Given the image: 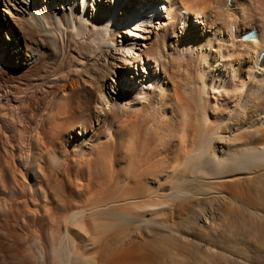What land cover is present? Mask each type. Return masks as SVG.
<instances>
[{
  "label": "bare ground",
  "instance_id": "6f19581e",
  "mask_svg": "<svg viewBox=\"0 0 264 264\" xmlns=\"http://www.w3.org/2000/svg\"><path fill=\"white\" fill-rule=\"evenodd\" d=\"M12 1L11 3L9 0H0V5L9 11L11 8L17 10L22 20L36 31L44 32L52 45L57 44L55 30L47 31L49 22L43 21L44 16L42 17L39 8L32 7L33 0ZM143 1L144 6L137 7L138 5L134 6L135 3H132L127 10L123 7L117 11L113 6L110 18L95 17L90 21L92 28L87 23L89 19L83 9L81 13L78 11L77 18L74 17L72 5L69 15L66 14L64 18L58 15L56 20L53 19L57 25L70 28L73 35H86L87 41L91 38L93 45H96L95 49L106 53V56L111 58V64L121 70V82L125 81V75L127 78L131 75V79L126 78L128 81L124 82V87L127 85L129 90L128 94L126 91L122 92L124 87L122 91L116 90L115 102L109 104L107 118L96 117V121L106 124V134L97 142L88 147L82 145V141L89 140L88 132L95 134L100 130L91 125L94 120L90 110L93 90L89 89L82 95L79 90L71 87L68 92L60 93L59 97L52 94V99L47 105L45 103L48 100L42 103L45 104L43 106L38 95L46 96L49 88L41 91L32 85L29 86L30 83H25L23 88L12 91L19 96L15 107L6 103L12 100L7 99L12 95L11 92L6 91L0 98L5 100L3 103L0 101V130L4 129L3 131L8 133L6 139L9 142L18 139L21 143L27 130L30 135L26 155H21L24 158V175H18L11 168L15 152L7 149H3L5 152L0 151V161L3 159L6 162L8 171L0 166V193L4 196L0 202V222L6 223V228L1 224L4 226L3 233L0 229V264H162L165 256L172 257L171 260L176 261L175 264H183L184 261L177 262L179 258H193L206 264H264V126L257 129L255 135L248 134L247 137V134L242 132L230 138L226 141L228 154L212 159V138L223 131L221 119L239 100L242 85L238 88L240 84L234 80L231 90L219 107L216 102L210 107L203 81L196 86V81L194 84L192 79L188 78L189 71L187 73L183 70L176 79L175 76L180 72L177 73L178 70L170 67L176 65L175 61L169 66L164 65L161 61L163 49L157 43H154L153 47L146 44V40L151 37L150 33L156 28L154 23L159 24L157 28L160 32L157 37L161 38L168 35L175 17L184 19L182 22L186 25L185 30L188 26L193 29L197 24L206 25L209 20L210 28H215L211 35L223 32V26L228 35L236 38L232 39L233 47L225 48L226 51H231L229 54L232 55L236 51L238 40L239 45L245 44L252 49H244L241 54H244L246 59H251L253 65L260 62L259 66L264 68V34L261 32L264 28L261 31L258 28L260 25L264 26V4L261 7L257 2L258 9L252 3L251 6L244 7L242 13L245 16L253 15L255 21L243 31H237L236 26L243 18L235 11V2L238 0H233L234 3L229 0L230 4L228 0H223L226 9H231L236 14L229 12L233 17L225 16L224 20V13L221 12L220 16L216 9L219 6L218 0L212 1L213 3L210 0H177V4H174L173 0L171 4H166L168 0ZM124 2L129 1L123 0L122 4ZM207 6L211 9L208 16L205 15ZM259 9L261 11H258ZM220 19L223 20L221 27H217ZM3 20L0 19V28L7 25L9 29L12 21L5 15ZM58 30L61 31L59 27ZM125 31L126 35L128 34L127 39L122 35ZM251 31L255 32V36L245 38V34ZM235 32L238 33L234 34ZM115 36L120 37L116 39L118 43L114 42ZM211 38L212 36L208 35L207 40L210 41ZM139 39L143 41L139 43ZM90 44L92 43L87 44L88 47ZM3 48L0 54V69L2 56L16 58L19 60V67L26 66L31 61L35 62L40 57L35 50H28V56L27 53L23 54L18 43L14 46L5 45ZM80 50L79 53L83 51ZM236 56L240 59L239 55ZM216 59L213 61L216 62ZM44 62L45 60L42 63ZM140 64L142 70L138 68ZM96 69L95 80H99L102 69ZM215 71L218 77L221 71ZM40 72L38 67L27 69L28 75H41L38 78L40 88L50 82V89H54L51 93L62 90L64 85L60 83L70 78L66 70H59L53 80V75L46 79L50 77L47 76V70L44 75ZM141 72L142 75L138 76ZM133 77L136 78V84L138 82L134 89L132 85L136 84L133 83ZM224 81L225 79H219L220 83ZM211 82H214L213 78ZM192 84L196 90L190 87ZM210 86L214 90L221 85L212 83ZM109 87L113 86L110 84ZM124 95L127 96L126 99ZM248 99L250 104L241 106L243 111L240 110L237 114L243 116L250 107L256 111L264 105L263 85L257 87L252 99L248 97L244 101ZM40 104L43 107L38 111ZM4 108L5 111L1 112ZM16 125H19V128ZM77 129L82 137L78 141L79 145L74 134ZM2 142L4 141H1L0 149ZM41 163L45 165L44 170L47 168L49 172H43ZM33 168V184L29 187L25 184L28 177L25 172L28 169L32 171ZM38 172L40 175L42 173L43 179L50 174L57 178L54 180L55 186L51 184L53 186L50 193L53 198H49L50 190L45 187V180L42 183H39L42 179L37 180ZM207 179L214 181L207 183ZM66 181L69 189L63 185ZM162 190L168 192L162 193ZM210 192L225 194L215 198L214 195L207 196ZM71 195L75 198H71ZM76 198L82 200L79 205L75 202ZM199 201H203L205 205L202 206ZM205 206L209 207L213 217L216 211L223 214L221 222L225 228L220 231L214 227L212 230L218 231L220 237L234 241L233 244L227 245L220 239L221 242L217 243L222 248L216 252L210 249L202 250V246L198 244L187 247L184 238L181 240V237L175 234L182 229L190 230L193 235L199 234L197 227L201 226L200 213L205 212ZM186 212L187 216L183 217ZM173 214H177L178 218L183 217L182 223L171 222ZM147 215L150 217L146 218ZM130 224H133V228ZM140 228L155 236L151 244L146 245L145 240H141V233L137 232ZM166 230H169L168 234L164 233ZM8 238L9 243L5 245L4 240ZM81 238H88L90 247L81 246L78 242ZM239 239L244 240V246L235 241ZM94 240L104 244L98 256H94L95 244L91 243ZM19 243L24 246L19 250L23 254L22 258L16 261L14 257ZM83 248L85 254L80 253ZM174 249H178L179 253L174 252ZM158 255L163 256L161 261ZM233 255H238L236 257L240 262L232 259Z\"/></svg>",
  "mask_w": 264,
  "mask_h": 264
},
{
  "label": "rangeland",
  "instance_id": "374dc122",
  "mask_svg": "<svg viewBox=\"0 0 264 264\" xmlns=\"http://www.w3.org/2000/svg\"><path fill=\"white\" fill-rule=\"evenodd\" d=\"M128 1H129L128 3L124 2V4H122L123 0H115V2H112V0H33L31 2L32 7L37 8V9L39 8L40 12L42 13V17L44 16L43 21L45 23L49 22V26H47L49 29H47V31L48 30H50V31L55 30L54 35L56 36V40H57L58 45L57 44L52 45L48 36H46L44 32L36 31L31 25H28L24 20H22V17L18 16L17 10H14V8H11V10L9 11L5 8V6L0 5V19L2 21H4L3 15H5L6 17H9V20L12 21V23L8 26L9 29H7V25H5V27H3V28H0V33H1L0 34V54L2 53L1 51H2V49H4L3 47H5V45L6 46H14L18 43L21 46V49H22L21 51L23 52V54L27 53L26 55L28 56V54H29L28 50H31V51L35 50L34 52L37 53V56L38 57L40 56L39 57L40 59L38 58L35 62L31 61L26 66L23 65L21 67H19L20 63H19V60H17L16 58H13L12 56L11 57L2 56V67L0 69V94H1L0 98L6 94V91H9V93L11 92L12 95L11 96L9 95L7 97V99L12 98V100L7 101L6 103H10L9 105L11 107H15V105L18 102L17 100L19 99V96H17V94H14L15 92H12V91H15V89H17L19 87L23 88L25 83H30L29 86L32 85L35 87V89L39 88L41 91L49 88L48 89L49 93L47 92L48 94L46 93V96L45 95L42 96L41 94L38 95L39 97H41L40 98L41 104L45 103L48 100L45 103L46 105L49 102V100L52 99L51 97H53L55 94H56L55 95L56 97H59L63 93V91L68 92L69 89H71V87H74V89H76V91L79 90V92L82 93V95L86 94V92L89 89H90L89 91L93 90L94 92L92 91V93H94V94H91V96L93 98L91 97L92 102H91V109L90 110H92V116L94 117V120L92 121L91 125L94 128H97L98 130L99 129L100 130L97 131L95 134L92 131L88 132L87 135L89 136V138H88L89 140L88 141L87 140L82 141V145H84V147H88V146H90V144L95 143L99 139H101L106 134L105 133L106 132V128H105L106 124H103L102 122H99L98 120L96 121V117L99 119H102L104 117L107 118L108 107L110 106L109 104H114L116 90L118 92L122 91L121 89L124 87V82L128 81V80H126L127 77L125 75V77H124L125 81L121 82V79L123 78L121 70L119 68L114 67V65L111 64V62H110L111 58L109 56H106V53H103V51H100V49H95L94 46H96V45H93L92 40H90L91 38H88V41H87L86 35H82L81 37H77V36L73 35L70 28H66L64 25H57V23L54 20H56L58 15L62 18H64L66 16V14L69 15L70 6L72 5V13L75 14L74 17L77 18L76 15H78L79 12L81 13V11L83 9L87 15V19H89L87 21V23H88L89 27L92 28L93 24H91L90 21H92L95 17L110 18L109 16L112 15L113 6H115V8H117V11H118L120 8H123V7H124L123 9H125V10L129 9L132 6V3H135L134 6L138 5L137 7L145 5V2L143 0H128ZM168 1L169 2H167L166 4H171L172 0H168ZM173 1H174L173 2L174 4L178 3L177 0H173ZM212 1H215V0H210L211 3H213ZM234 1H236V0H234ZM234 1L232 0L231 2L234 3ZM238 1H240V2H238ZM238 1L235 2L236 6H237V8H236L237 10H235V11H237L238 14L241 16L240 18L243 17L242 19H244V21L242 19H240L241 21H239L240 23L236 27H237V31H241V30L243 31L245 28H247L249 26V24H251L253 22V20L255 18L253 15L247 14L245 16V14L242 13V10L245 9L244 7H246L247 5H248V7L251 6L250 3H252L255 7L259 3V5L261 4V7H263L264 1L263 0H260V1H258V0H254V1L253 0H238ZM244 1H245V3H243ZM9 2L12 3L13 1L9 0ZM227 2H228V4H230L229 0ZM218 3H219L218 4L219 6L216 9H218V12H220L219 13L220 16H222V13H224L222 16L223 20H224L225 16H226V18H228V17L230 18L232 16L231 13H234L233 10L226 9V6L223 3V0H218ZM222 3H223V5H222ZM121 5H123V6H121ZM259 5H257L258 8H259ZM223 6H224V8H223ZM240 6H242V7H240ZM229 7L230 6H228V8ZM203 8L205 9L206 7H203ZM216 9H215V11H217ZM219 9H222V10H219ZM210 10H211L210 7H208V9L206 8V11H205L206 14L205 15L208 16L209 13L211 12ZM258 11H261V10L259 9ZM225 12L226 13L228 12V14H226ZM229 12H231V13H229ZM241 13L243 15H241ZM119 15H121V14L119 13ZM249 16H250V18H247ZM174 19H175L174 25H173V27H171L168 35L162 36L161 38L157 37V34H159V32H160V30L157 28V25H159V24L154 23L156 28L153 29V33H150L151 37L146 40V44L148 45V47H150V46L153 47V44L157 43L159 45V47H161L163 49V52H162L163 55H162L161 61H163L164 65L169 66V64H171V63L173 64V62L175 61L176 65H171L170 67H173V69H176V71L178 70L177 73L180 72V73H178L179 76L178 75L175 76L176 79H177V77L178 78L180 77V74L183 73L181 71L183 70L184 72H187V73L189 71L190 77L188 74V78L192 79L194 84L196 81V84H195L196 86H199V84H201L203 81V83L205 85L206 94H208L207 96L210 100L209 101L210 107L212 106V104L214 102H216V105L219 107V104L222 103L226 99L225 95L228 94V91L231 90L232 83L234 84V80L236 83L240 84L238 86V88L242 85L241 86V96L238 98L239 100L236 102L233 109L229 110V112L226 113L225 117L221 119L220 125L224 127L223 131H221V133H219V134L214 135V137L212 138L213 149H212L211 157H212V159H213V157L215 159L218 156L221 157L223 155L228 154V150H227L228 142L226 144V141H229L230 138H233L236 135L242 134V132L245 133V135L247 134V137H248V134L249 135L250 134L255 135L257 133L256 132L257 129L263 128V126H264V105H261L256 111L252 107H250L248 109V111L245 112L246 114H243V116L240 115L239 113L237 114V112L240 110H241L240 112L243 111V108H241V106H243V105L246 106V104H250V103H248L249 99L244 101L245 98L249 97L252 99L253 96H255L257 87H259L261 85H263V87H264V68H261L259 66L260 62L256 63V65H253V62L251 59H249L250 60L249 61L248 59L245 58L244 54H241L242 53L241 51L244 49H248V50H252V49L250 46H247L245 44L239 45L238 40H236L238 47L234 53L235 54L238 53L236 55H239L240 59L237 58V56L234 53L232 55L229 54L231 51L230 52L226 51L225 48L227 46L233 47L232 46L233 40H235L236 38L234 39L233 36L231 37L230 35H228L225 28H223V26L221 27L220 23H222V21H223L222 19H220L219 24H216V25H218L217 27H221V30L223 29V32H221L219 34H216L217 32H215L214 35H211V31L213 33L215 28H213V29L210 28V26H209L210 21L209 20H207L206 25L197 24L196 26L193 27V29H192V26L191 27L188 26L185 30L184 27L186 25H185V23H183L184 19L180 16H178L177 18L175 17ZM159 20H162V19H159ZM210 20L214 21L213 18H210ZM63 21H64V19H63ZM58 27L61 29V31L58 30ZM258 28L261 31L264 28V26L260 25ZM216 30H218V28H216ZM261 32H262V34H264L263 33L264 29ZM122 33L121 34L123 35V38L127 39L128 34L126 35V31H125V34H124V32H122ZM237 33L238 32H235L234 34H237ZM208 35L212 36L210 41L207 40ZM119 38L120 37L115 36L114 42L118 43V41H116V39L118 40ZM204 39H206L205 42H204ZM142 41L143 40L139 39L138 42L141 43ZM88 43H92V44H90L88 47V45H87ZM141 48H143V46H141ZM238 48H239V50H238ZM58 49H59V51H58ZM79 50L80 51L83 50V51H85V53L83 51L79 53L78 52ZM55 52H57V53H55ZM82 54H84V55H82ZM251 54H252V52H251ZM215 58H217L216 62L213 61ZM44 60H45V62L42 63ZM45 63L48 66L45 65ZM39 64H41V65H39ZM217 65H218V67H217ZM45 66H46V68H45ZM34 67L35 68L38 67V69L40 68V71H41L40 73L43 75L48 72L47 73L48 75L47 74L46 75L50 76V77L45 76L46 79L51 78V76L53 75L51 78L53 80L54 77H56L58 75L59 70L68 71L66 73L68 75H70L69 76L70 78H68L66 81L60 83V85H64V87H62V90H59V91L57 90L54 93L53 92L51 93V91H53L54 89H50V87H49V85H51L50 82H48L47 84L45 83V85L43 84L42 87L40 88V84H39V80H38V78L41 77L40 74L34 76L30 73L28 75L27 69H29V68L34 69ZM70 67H72L73 69ZM43 68L46 69L47 72ZM99 68L102 69V72L99 75L101 77V79L95 80L96 74L94 72V69H96L98 71ZM138 68H139V70H142L141 64L139 65ZM180 68H181V70H180ZM219 68H221V69H219ZM184 69L187 71H185ZM215 69L221 71L219 73L218 77L215 75V73H217V71H215ZM73 70H75V71H73ZM69 71L72 73H70ZM77 71H79V72H77ZM137 71H138V69H137ZM87 72L88 73L90 72V73L88 74ZM75 73H77V74L75 75ZM103 73H105L104 76L102 75ZM140 75H142V72L138 76H140ZM130 76L131 75H129L127 79H131ZM212 78L214 79V82H211ZM220 78L225 79L224 83L219 82ZM132 80L134 81L133 83L136 84V82H135L136 78L134 79V77H133ZM177 81H179V80H177ZM120 82H121V84H120ZM145 82H146V77H144V80H143V83H145ZM212 83H215L216 85L218 84L221 86H218V88L213 90L212 87L210 86ZM110 84L113 86L112 88H110V87L108 88V86ZM118 84H120V85L118 86ZM137 85H138V82H137L136 86L132 85L133 89L136 88ZM126 86L124 87V90L122 92L124 93L126 91L128 94L129 90H127ZM190 87L195 88L193 84ZM254 88H256V89L254 90ZM195 90H196V88H195ZM52 94H54V95H52ZM48 95H49L50 99H49ZM104 95H107V97H104ZM168 96H169V94H168ZM250 96H252V97H250ZM123 97H125V99H126L127 96L124 95ZM129 97H130V95H129ZM0 101L3 103L5 100L0 99ZM41 104H40V107L38 106V109L37 108H35V109H37L39 111L40 108L45 105V104H42L43 105L42 106ZM4 111H5V108L1 112H4ZM238 126H239V128H238ZM16 127L19 128V125H16ZM16 127H15V129L17 132ZM111 128H112V130L114 129L113 126ZM3 130L4 129L0 130L1 131L0 132L1 133V139H2V140L1 139L0 140L4 141V142H2L3 143L2 145L6 148H3V146H1L0 151L5 152L4 150L7 149L8 151L13 150L15 152L14 161L12 164L13 166H11V164H10V166H11L12 170H14L18 175L21 174L20 176H22V174L24 172L23 168H22L23 167L22 163H23V159H24L23 157H24V155H26L25 154L27 151L26 147L28 145L27 141H30V137H29L30 135L28 133V130L24 133L25 135H23V138L21 139V143H20V140L18 141V139H15V142L13 141L15 144L13 142H9L6 139L8 136V133L6 134V132ZM74 134L76 136L75 141L78 142L79 140H81L82 137L78 134V129H77V131H75ZM26 135H27V137H26ZM1 141H0V144H1ZM5 141H8V142H5ZM17 142H18V144H17ZM7 143H9L10 145ZM11 143H13V145ZM77 144L79 145V142ZM11 145H12V147H11ZM24 145H26V146H24ZM21 155L23 157H21ZM2 161H3V163L5 162L3 159H1L0 166L3 167V170L7 171L6 162H5V164H3V163H1ZM39 165H40V163H39ZM41 167L43 168L42 170L44 173L49 172L47 168L44 170L45 165L43 163H41ZM34 171H35V168H33L32 171L28 169V171L25 172L28 174V175L26 174V177L27 176L28 177H27V179H25V181L27 180L25 182V184L28 185L29 187L31 186V184H33ZM40 172H41V170H40ZM50 175L47 177L48 179L45 177L43 179V177H41V176H43L42 173H41V175L39 173V175H37V180L39 178L42 179L41 182H39V183H42V181L45 180V181H43V183L46 182L45 187L47 188L48 191L50 190L49 191V198L50 197L53 198V196H52L53 194H51L52 193L51 192V186H53V185L55 186L54 180L57 178L54 176H50ZM224 179H228V178H224ZM211 180L212 179H207L205 182L212 183V181H214V180H212V181ZM67 182L68 181L63 183V185H65L64 186L65 188L69 189V187H68L69 184ZM163 182H165V181H163ZM51 184H53V185H51ZM163 184L164 183H162V185ZM164 187H166V186H164ZM164 191L166 193L168 192V190H162V193H165ZM212 193L210 192L209 194H207V196L210 195L209 197H213L212 195H214L216 198V197H219L220 195L223 196L225 194V193H218V194L217 193L212 194ZM207 196L205 195V197H207ZM3 197H2V193H0V198H2V199H0V202H2ZM71 198H75V196L71 195ZM76 199H75V202L77 201L76 204L79 205L80 202H82V200L78 199V198H76ZM199 203H202V206L205 205V204H203V201H199ZM205 208H206L205 212L200 213L201 214V221H200L201 226L197 227V231L200 232L197 235L195 234L197 237H195V235H193L190 232V230H187V229H184V230L182 229L183 231L180 230L181 232L179 231V232L175 233L176 236L179 238L181 237L180 238L181 240H183L182 238H184V242L186 243L185 246L188 245L190 247L191 244H194V245L198 244V245L202 246V250H204V249L209 250L210 249V251H214V252L219 251L222 248V247H220L221 245L219 243H217V241L221 242L220 239H222L224 241V243H227V245L233 244L234 241L232 239H228L227 237H220L218 231L215 230L216 232H214L212 230V228H214V227H216L220 231H222V229L225 228V226L223 225V222H221V220H222L221 218H223V214L221 215V212L219 213L216 211V214H215L216 218H215L210 213L209 207L205 206ZM187 213L188 212H186L183 215V217H185V215L187 216ZM145 217L147 218L150 216L147 215ZM183 217L178 218L177 214H175V215L173 214V216L171 218V222L182 223ZM212 217H213V220H212ZM0 220H2L1 214H0ZM1 224L5 225V228H6L5 222L4 223L0 222V226H1ZM3 225L0 227L1 233H3L2 232V229L4 228ZM130 227L133 228V224H130ZM140 229L137 232H138V234L141 233V235H142V236L140 235L141 240L144 239L146 245L151 244L154 241L153 238L155 236L153 235L154 236L153 237L151 234L149 235L147 232H145L144 228L143 229L140 228ZM209 230H211V231H209ZM228 231H229V229H228ZM164 233L168 234L169 230H166ZM207 234H209L212 237H209ZM207 237H208V239H207ZM87 239L88 238H84V239L81 238V240L79 239L78 242L81 244V246L89 245V247H90V241ZM7 240H8V242L6 243ZM9 240H10V238L5 239L4 244L7 245L9 243ZM213 240H215L216 242ZM235 241L238 243V245H241V246H244V244H245L244 240H241V239H239V241H237V240H235ZM91 243L95 244V245H93V247H95V249L93 250L94 256H95V254H96V256H98V253L103 249V245H104L103 242L94 240V242H91ZM18 246L16 247L18 250L16 251V255L14 257L16 259V261H19L22 258L21 254H23V253H21V251H19V250H21V248L23 249V247H24V246L22 247V243H19ZM80 250H81L80 253L85 254L84 248L80 249ZM173 251L174 252L177 251L176 253H179L178 249H174ZM197 255L198 254H196V256ZM236 256H238V255H233L231 257H232V259L240 262L237 259L238 257H236ZM162 257H160L158 255V258H161L160 261L162 260ZM177 258H179V257H177ZM171 259H172V257L170 258V256H165L162 264H175L176 261H172ZM179 260L184 261L183 264H206L204 262L194 260L193 258H191L189 260L179 258L177 260V262Z\"/></svg>",
  "mask_w": 264,
  "mask_h": 264
},
{
  "label": "water",
  "instance_id": "95a60500",
  "mask_svg": "<svg viewBox=\"0 0 264 264\" xmlns=\"http://www.w3.org/2000/svg\"><path fill=\"white\" fill-rule=\"evenodd\" d=\"M255 36V32L251 31L245 34V38H250V37H254Z\"/></svg>",
  "mask_w": 264,
  "mask_h": 264
}]
</instances>
